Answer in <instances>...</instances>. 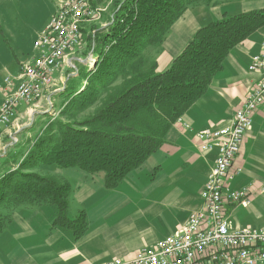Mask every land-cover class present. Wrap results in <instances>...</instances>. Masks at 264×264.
<instances>
[{
  "label": "crops",
  "instance_id": "0c3cea01",
  "mask_svg": "<svg viewBox=\"0 0 264 264\" xmlns=\"http://www.w3.org/2000/svg\"><path fill=\"white\" fill-rule=\"evenodd\" d=\"M233 1L236 4L228 6ZM102 7L106 15L109 2ZM263 8L264 0L195 3L167 32L153 58L156 71L168 69L201 27L221 19L224 14L236 15ZM103 14L95 23L102 30L108 26ZM256 32L260 35L255 38ZM256 32L232 49L208 90L172 125L160 149L117 187H106L104 172L91 174L78 167L38 168V172L56 176L71 185L68 215L75 218L85 211L88 228L76 239L69 229L53 226L57 213L53 206H19L3 215H9V220L0 232V264H100L113 258L129 259L138 250L176 232L192 213L204 210L201 192L216 151L201 152L196 132L229 125L244 106L248 92L259 78L257 73L248 70L253 55L260 52L264 27ZM82 52L85 53L84 49L74 58L83 57ZM19 72L13 70V75H7L16 79ZM63 72L56 74L58 84L63 81ZM85 84L86 80L77 88ZM8 92L1 83L0 104ZM32 111L35 110H28L27 104H20L16 118L0 134L1 149L10 148L5 140L11 133H21L18 134L21 137L34 122ZM35 112L34 118L41 113ZM26 115L30 118L28 124L24 122ZM26 133L31 134L28 130ZM235 167H241L242 172L232 177L230 186L240 189L252 185L251 204L245 207L229 202L226 212L237 226L261 227L264 225V105L253 116L252 129L245 136Z\"/></svg>",
  "mask_w": 264,
  "mask_h": 264
},
{
  "label": "trees",
  "instance_id": "16d2710c",
  "mask_svg": "<svg viewBox=\"0 0 264 264\" xmlns=\"http://www.w3.org/2000/svg\"><path fill=\"white\" fill-rule=\"evenodd\" d=\"M200 1H122L113 23L89 38L99 53L90 71L95 84L88 83L67 103L68 108L85 109L106 90L100 106L82 120L47 125L18 167L0 176V209L53 206V226L69 229L76 239L85 233L86 212L68 215L71 185L37 169L104 172L106 187L115 188L160 149L172 125L208 90L232 49L264 27V8L224 14L201 27L171 66L157 72L146 50L161 46L171 26ZM91 4L97 6L95 0ZM118 76L122 82L110 88ZM7 220L9 215L0 217V232Z\"/></svg>",
  "mask_w": 264,
  "mask_h": 264
},
{
  "label": "built area",
  "instance_id": "2783aa9c",
  "mask_svg": "<svg viewBox=\"0 0 264 264\" xmlns=\"http://www.w3.org/2000/svg\"><path fill=\"white\" fill-rule=\"evenodd\" d=\"M91 1L61 0L34 43L35 55L21 66L16 79H4L9 92L0 104V134L16 118L20 104L34 105L64 90L65 85L56 84L59 71L71 66L78 72L76 61L93 67L97 60L94 52L74 58L85 48L86 24L100 21L105 11L102 6H93ZM248 70L259 78L233 121L196 132L201 152L216 151L201 192L204 210L192 213L176 232L138 250L133 257L113 258L100 264H264V225L237 226L226 212L229 202L245 207L251 204L252 185L232 189L229 181L242 172L241 167H235V160L252 129L254 114L264 105V33L260 52L253 55ZM10 139L8 146L17 144V132L11 133Z\"/></svg>",
  "mask_w": 264,
  "mask_h": 264
},
{
  "label": "rangeland",
  "instance_id": "374dc122",
  "mask_svg": "<svg viewBox=\"0 0 264 264\" xmlns=\"http://www.w3.org/2000/svg\"><path fill=\"white\" fill-rule=\"evenodd\" d=\"M57 1L59 3L61 0H0V84L4 82L6 77H9L7 74L13 75V70L20 71L21 63L23 64L30 57H33L35 54L34 40L39 31L47 24L51 14L55 12ZM122 1L124 0H98V2L95 0L97 6H106V2H109L108 12H106V15L103 14V20L108 23V26L113 23V17L111 18L110 16L113 15ZM231 4H236V2H229L228 6ZM99 30H102L99 24L92 22L86 24L83 29L85 53H80L81 56H89L92 54L91 52H94L95 57L98 59L99 53H96L98 50L94 51V40L89 38L93 36L92 33L96 34ZM259 35L260 33L256 32L254 37L256 38ZM159 48L160 45L149 47L145 52L147 57L149 56L150 59H153L159 52ZM76 66L78 72L76 68L69 66V68L64 69L62 74L63 81L59 82V84L56 81L59 87L65 85L63 91L54 92L49 100L46 99L34 105L27 104L28 110L41 111V113H38L40 115L34 118L36 112L32 111V120L34 122L27 126L21 137L19 136L21 133H17V135L19 134V142L17 144L9 146L10 148L7 151L0 148V176L18 167L28 149L32 146L33 143L31 142L37 139L38 135L45 130L50 122L58 120L79 121L92 114L100 106L106 90L100 92L97 100L85 109H79L78 105L68 108L67 103L84 90L85 86L89 85L88 83L95 84L92 82V78H95V76L92 75L90 77L92 67L88 68L79 61H76ZM73 70L76 73L73 74ZM118 77L110 84V88L116 87L122 82L121 76ZM84 80H86L85 86L78 89V85ZM25 117L24 122L28 124L30 118L27 115ZM27 130L31 134H27ZM10 142V137L5 140L6 144ZM8 212L7 209H0V217Z\"/></svg>",
  "mask_w": 264,
  "mask_h": 264
}]
</instances>
